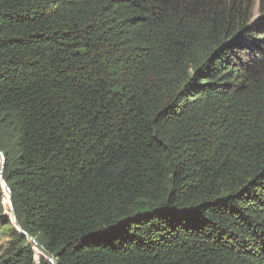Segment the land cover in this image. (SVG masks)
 <instances>
[{
	"label": "trees",
	"instance_id": "16d2710c",
	"mask_svg": "<svg viewBox=\"0 0 264 264\" xmlns=\"http://www.w3.org/2000/svg\"><path fill=\"white\" fill-rule=\"evenodd\" d=\"M0 151V264H264V0H0Z\"/></svg>",
	"mask_w": 264,
	"mask_h": 264
},
{
	"label": "water",
	"instance_id": "95a60500",
	"mask_svg": "<svg viewBox=\"0 0 264 264\" xmlns=\"http://www.w3.org/2000/svg\"><path fill=\"white\" fill-rule=\"evenodd\" d=\"M0 157H1L2 162H3L4 157H3V154H2L1 151H0ZM2 166H3V165H2ZM1 168H2V167H1ZM0 181H1V183H2L3 188H4L5 190L9 191L8 186L5 184V182H4L3 179H2V174H1V172H0ZM7 199L10 200V195L7 196ZM9 207H10L11 217H12V220H13V222H14L16 228L20 231L21 234H23V235L26 236L29 240H31V241L33 242V244L36 246V248H37L42 254H44L46 257H48V259H49V261L51 262V264H54V263H53V260L49 257L48 252H47V251H46V250H45V249H44V248H43L38 242H36L34 238H32L31 236L27 235L26 232H25L24 230H22V229L19 227V225H18V223H17V221H16L15 214H14V211H13V209H12V206H11V203H10V202H9Z\"/></svg>",
	"mask_w": 264,
	"mask_h": 264
},
{
	"label": "rangeland",
	"instance_id": "374dc122",
	"mask_svg": "<svg viewBox=\"0 0 264 264\" xmlns=\"http://www.w3.org/2000/svg\"><path fill=\"white\" fill-rule=\"evenodd\" d=\"M3 242V239H0V244Z\"/></svg>",
	"mask_w": 264,
	"mask_h": 264
}]
</instances>
